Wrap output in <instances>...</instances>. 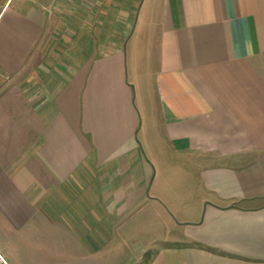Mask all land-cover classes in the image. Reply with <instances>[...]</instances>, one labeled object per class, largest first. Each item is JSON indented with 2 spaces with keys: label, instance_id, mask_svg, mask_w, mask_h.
<instances>
[{
  "label": "crops",
  "instance_id": "1",
  "mask_svg": "<svg viewBox=\"0 0 264 264\" xmlns=\"http://www.w3.org/2000/svg\"><path fill=\"white\" fill-rule=\"evenodd\" d=\"M0 256L264 264V0H0Z\"/></svg>",
  "mask_w": 264,
  "mask_h": 264
},
{
  "label": "rangeland",
  "instance_id": "2",
  "mask_svg": "<svg viewBox=\"0 0 264 264\" xmlns=\"http://www.w3.org/2000/svg\"><path fill=\"white\" fill-rule=\"evenodd\" d=\"M51 49L52 50L50 49L45 50V48L42 45L40 49L41 55L42 56L44 54L48 55L50 51L51 52L56 51L53 48ZM32 68L34 67L32 64H30L24 68L23 72L25 74H30L33 71ZM162 148L167 152L166 159H161L162 168L167 170L168 173L170 172L171 174L169 181L172 186V191L167 194V198H168V205H169L170 211L171 210L174 211V215L172 216V214L170 212L169 213L173 217V220L176 222L178 221L177 219H179L178 217H180V214L181 213L183 214V211L188 207L187 206L188 201L186 200V198L189 196V190L192 188L191 185L194 184V181L191 177L192 176L191 171H189V168L187 167V165L183 164L185 163V161L182 159H177L172 153L171 148H166L165 146H163ZM157 154H154L152 151H149L148 149V157L150 156L155 157V155ZM172 192L174 196L172 195ZM177 196H181L180 199L178 198L179 200H181L180 202L177 201ZM162 233L164 234L166 233L165 228ZM169 236L176 237V232L169 231Z\"/></svg>",
  "mask_w": 264,
  "mask_h": 264
},
{
  "label": "built area",
  "instance_id": "3",
  "mask_svg": "<svg viewBox=\"0 0 264 264\" xmlns=\"http://www.w3.org/2000/svg\"><path fill=\"white\" fill-rule=\"evenodd\" d=\"M0 262L2 263V264H7L4 260H3V258L0 256Z\"/></svg>",
  "mask_w": 264,
  "mask_h": 264
},
{
  "label": "trees",
  "instance_id": "4",
  "mask_svg": "<svg viewBox=\"0 0 264 264\" xmlns=\"http://www.w3.org/2000/svg\"><path fill=\"white\" fill-rule=\"evenodd\" d=\"M149 255H150V253H149V251H148V257H149Z\"/></svg>",
  "mask_w": 264,
  "mask_h": 264
}]
</instances>
